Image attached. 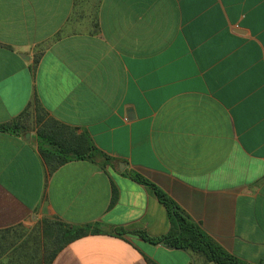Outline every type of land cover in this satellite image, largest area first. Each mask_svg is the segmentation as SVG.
Masks as SVG:
<instances>
[{
    "label": "crops",
    "instance_id": "crops-1",
    "mask_svg": "<svg viewBox=\"0 0 264 264\" xmlns=\"http://www.w3.org/2000/svg\"><path fill=\"white\" fill-rule=\"evenodd\" d=\"M27 110L24 115H19ZM19 117V119L17 118ZM0 264H220L160 236L154 190L225 252L264 264V0H0ZM85 132L54 169L37 129Z\"/></svg>",
    "mask_w": 264,
    "mask_h": 264
},
{
    "label": "trees",
    "instance_id": "trees-1",
    "mask_svg": "<svg viewBox=\"0 0 264 264\" xmlns=\"http://www.w3.org/2000/svg\"><path fill=\"white\" fill-rule=\"evenodd\" d=\"M24 110L19 117L24 115ZM17 116V118L19 119ZM14 118L10 122L1 123V131H16L20 121ZM37 147L44 162L52 170L60 164L76 159L93 160L96 154L91 139L85 132H77L76 129L59 123L51 118L37 129ZM130 176L139 183L150 186L159 201L167 208L174 229L160 236H150L141 229H125L116 226L105 230L98 223L85 225H69L59 223L55 236V246L50 250V260L64 244L87 233L113 232L118 235H137L152 243L162 242L170 247L189 249L203 254L206 260L220 264H247L235 256L225 252L208 235H206L195 223L190 221L178 209L175 203L155 184L137 173Z\"/></svg>",
    "mask_w": 264,
    "mask_h": 264
}]
</instances>
